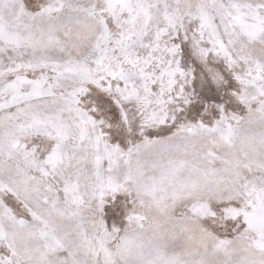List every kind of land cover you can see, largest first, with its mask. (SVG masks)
Segmentation results:
<instances>
[{"label": "snow or ice", "instance_id": "1", "mask_svg": "<svg viewBox=\"0 0 264 264\" xmlns=\"http://www.w3.org/2000/svg\"><path fill=\"white\" fill-rule=\"evenodd\" d=\"M0 264H264V0H0Z\"/></svg>", "mask_w": 264, "mask_h": 264}]
</instances>
